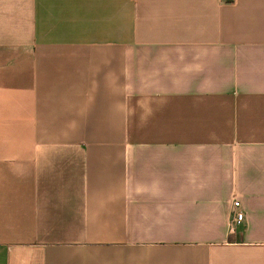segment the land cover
<instances>
[{
  "label": "crops",
  "instance_id": "1",
  "mask_svg": "<svg viewBox=\"0 0 264 264\" xmlns=\"http://www.w3.org/2000/svg\"><path fill=\"white\" fill-rule=\"evenodd\" d=\"M0 264H264V0H0Z\"/></svg>",
  "mask_w": 264,
  "mask_h": 264
},
{
  "label": "built area",
  "instance_id": "2",
  "mask_svg": "<svg viewBox=\"0 0 264 264\" xmlns=\"http://www.w3.org/2000/svg\"><path fill=\"white\" fill-rule=\"evenodd\" d=\"M239 202L234 201L232 203V214H233V220H232V225H239L242 220H243V213L241 211H239ZM233 228L232 226L230 227V231L232 232Z\"/></svg>",
  "mask_w": 264,
  "mask_h": 264
}]
</instances>
